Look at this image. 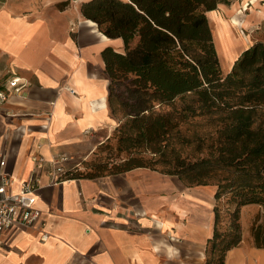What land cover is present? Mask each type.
Masks as SVG:
<instances>
[{"label":"crops","instance_id":"crops-1","mask_svg":"<svg viewBox=\"0 0 264 264\" xmlns=\"http://www.w3.org/2000/svg\"><path fill=\"white\" fill-rule=\"evenodd\" d=\"M84 1L0 0V90L8 94L0 105V151L12 190L39 180L41 211L33 226L4 235L0 264H204L213 187H189L145 168L70 176L85 170L117 126L102 52H122V41L82 16ZM62 155L67 176L60 178L68 181L51 185L48 173ZM240 224L242 241L224 264H264L253 235L264 229V207H241Z\"/></svg>","mask_w":264,"mask_h":264},{"label":"trees","instance_id":"trees-1","mask_svg":"<svg viewBox=\"0 0 264 264\" xmlns=\"http://www.w3.org/2000/svg\"><path fill=\"white\" fill-rule=\"evenodd\" d=\"M228 0H86L82 16L123 51L102 52L117 126L71 177L145 168L213 187L204 264L242 241L240 209L264 207V41L222 75L207 13ZM67 176L64 173L63 177ZM264 248V229L253 231Z\"/></svg>","mask_w":264,"mask_h":264},{"label":"built area","instance_id":"built-area-1","mask_svg":"<svg viewBox=\"0 0 264 264\" xmlns=\"http://www.w3.org/2000/svg\"><path fill=\"white\" fill-rule=\"evenodd\" d=\"M18 78L9 82V87H17ZM8 94L0 90V105L6 102ZM67 156L62 155L55 162V167L48 173L51 185H57L68 181L61 179L65 173L63 163ZM6 156L0 151V250L4 247V235L18 230L26 229L36 224L41 218V211L36 207V200L40 190V182L37 178L20 182L16 191L12 190L14 181L5 171ZM35 168L42 167L41 159H34ZM43 225V224H42ZM47 238L42 233L41 240Z\"/></svg>","mask_w":264,"mask_h":264},{"label":"rangeland","instance_id":"rangeland-1","mask_svg":"<svg viewBox=\"0 0 264 264\" xmlns=\"http://www.w3.org/2000/svg\"><path fill=\"white\" fill-rule=\"evenodd\" d=\"M228 1V5H219L216 10L207 13L222 75L230 72L231 68L227 66V50H231L237 58L246 46L264 41V0ZM234 19L243 25H234ZM224 22L228 23L229 27L221 34L220 29Z\"/></svg>","mask_w":264,"mask_h":264},{"label":"bare ground","instance_id":"bare-ground-1","mask_svg":"<svg viewBox=\"0 0 264 264\" xmlns=\"http://www.w3.org/2000/svg\"><path fill=\"white\" fill-rule=\"evenodd\" d=\"M232 21H233L232 23L234 25H238V24L243 25L242 23H239V21H237L236 19H234ZM90 24H92V23H90ZM228 27H229V24L224 22L223 23V26H221V29H220L221 34L222 33H225L226 32V28H228ZM101 38L104 39V40L106 39L105 37H101ZM225 55H226L227 66L228 67H231L232 66V63H234L235 59H237L236 58V55L233 54L231 50H227V52H226Z\"/></svg>","mask_w":264,"mask_h":264}]
</instances>
